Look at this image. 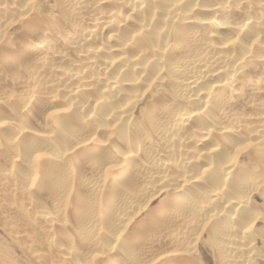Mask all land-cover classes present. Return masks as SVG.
<instances>
[{"label": "bare ground", "instance_id": "obj_1", "mask_svg": "<svg viewBox=\"0 0 264 264\" xmlns=\"http://www.w3.org/2000/svg\"><path fill=\"white\" fill-rule=\"evenodd\" d=\"M52 1L0 0L15 264H261L264 0Z\"/></svg>", "mask_w": 264, "mask_h": 264}, {"label": "rangeland", "instance_id": "obj_2", "mask_svg": "<svg viewBox=\"0 0 264 264\" xmlns=\"http://www.w3.org/2000/svg\"><path fill=\"white\" fill-rule=\"evenodd\" d=\"M45 2V3H44ZM52 2V3H51ZM53 4V1L52 0H42V7L43 6H46V8L48 9L49 6ZM44 8V7H43ZM46 9V10H47ZM17 26V27H15ZM20 24L18 26V24H14L12 27H11V34H14L15 35H18L20 32L23 31V29L21 28ZM20 29V30H19ZM19 30V32H18ZM13 32V33H12ZM18 33V34H17ZM23 33V32H22ZM21 35V34H19ZM8 200V199H7ZM255 200L257 202H260V199L258 198H255ZM9 201V200H8ZM7 201V203H9ZM158 200L154 201L153 204H157ZM4 203V202H3ZM258 226L260 228H263L264 227V224L262 223H259ZM260 247H262L261 243L258 244ZM205 247V249H204ZM3 249H6L9 253V259L7 258H4L3 257ZM199 253L201 254V256L199 255L198 253V264L200 262L201 263H204V264H215L214 263V257H213V254L212 252L210 251V249L206 246H200L199 247ZM207 250V251H206ZM208 252V253H207ZM212 256V257H211ZM200 258V259H199ZM205 258V259H204ZM27 260L26 257L22 254L21 250L18 248V246L16 245L15 242H13L10 237L8 236V234L6 233L5 229L0 225V264H15L16 261H25ZM202 260V261H201ZM213 260V261H212ZM264 264V261H261V264Z\"/></svg>", "mask_w": 264, "mask_h": 264}]
</instances>
